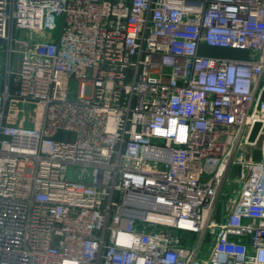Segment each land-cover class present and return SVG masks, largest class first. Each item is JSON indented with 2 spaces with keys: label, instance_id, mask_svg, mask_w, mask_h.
I'll use <instances>...</instances> for the list:
<instances>
[{
  "label": "built area",
  "instance_id": "built-area-1",
  "mask_svg": "<svg viewBox=\"0 0 264 264\" xmlns=\"http://www.w3.org/2000/svg\"><path fill=\"white\" fill-rule=\"evenodd\" d=\"M0 39V264H264V0H0Z\"/></svg>",
  "mask_w": 264,
  "mask_h": 264
},
{
  "label": "rangeland",
  "instance_id": "rangeland-1",
  "mask_svg": "<svg viewBox=\"0 0 264 264\" xmlns=\"http://www.w3.org/2000/svg\"><path fill=\"white\" fill-rule=\"evenodd\" d=\"M200 51L203 54L211 53L212 56H219V57L249 58L251 55V52L245 49H236L229 47H209L207 45H203ZM4 56H5V42L4 40L0 39V64L2 63ZM233 169H237V167H234ZM232 170L224 182L223 190L217 203L218 206L217 218L219 221L223 219V217L227 212L228 199L231 198L234 195L232 193H235L239 188L238 180L234 175L235 171ZM211 238H212L211 234H208L203 244V252L205 256L206 253L208 252ZM197 239H198V235L192 233H186L182 237V241L185 243L196 242Z\"/></svg>",
  "mask_w": 264,
  "mask_h": 264
},
{
  "label": "crops",
  "instance_id": "crops-1",
  "mask_svg": "<svg viewBox=\"0 0 264 264\" xmlns=\"http://www.w3.org/2000/svg\"><path fill=\"white\" fill-rule=\"evenodd\" d=\"M207 55H210V56H212L211 55V53L210 54H207ZM245 150H246V152H247V154L249 155V156H251V157H253V158H259L260 157V152H259V149L258 148H256L255 146H246L245 147ZM232 171H235V177L236 178H238V168L237 169H233ZM237 192V191H236ZM236 192L235 193H232V194H236ZM233 195V196H234Z\"/></svg>",
  "mask_w": 264,
  "mask_h": 264
},
{
  "label": "water",
  "instance_id": "water-1",
  "mask_svg": "<svg viewBox=\"0 0 264 264\" xmlns=\"http://www.w3.org/2000/svg\"><path fill=\"white\" fill-rule=\"evenodd\" d=\"M260 127H261V123H260V122H256L255 125H254V127H253V129H252V132H251V134H250V138H249V140H250L251 142H253V141L256 140L257 135H258L259 130H260Z\"/></svg>",
  "mask_w": 264,
  "mask_h": 264
}]
</instances>
